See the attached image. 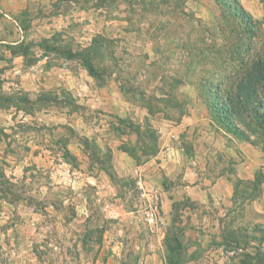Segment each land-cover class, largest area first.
I'll use <instances>...</instances> for the list:
<instances>
[{
	"label": "rangeland",
	"instance_id": "rangeland-1",
	"mask_svg": "<svg viewBox=\"0 0 264 264\" xmlns=\"http://www.w3.org/2000/svg\"><path fill=\"white\" fill-rule=\"evenodd\" d=\"M29 1L79 86L42 114L62 87L0 85V264H264V130L215 100L264 60V0Z\"/></svg>",
	"mask_w": 264,
	"mask_h": 264
},
{
	"label": "crops",
	"instance_id": "crops-1",
	"mask_svg": "<svg viewBox=\"0 0 264 264\" xmlns=\"http://www.w3.org/2000/svg\"><path fill=\"white\" fill-rule=\"evenodd\" d=\"M72 4L75 9H80V5L77 2L73 1ZM8 8L9 12H2V9H0V85H7L12 92L14 90L11 89L12 86H24L23 88L29 91H27V94L30 97L34 96V98L42 96L44 92L43 86L62 87L61 91L56 90L59 96L55 98L54 104L49 105L47 98H41L37 101V103H42L40 105L41 109H43L41 111L42 114L49 107L58 109L61 107V101L64 98L61 92H64L66 85L69 86L68 90L75 96V91L77 90L74 88L79 86L78 77L66 66L63 53L55 51V49L49 51L44 46V43L48 42L47 40H51L50 35L46 36L47 31L51 33L59 32L67 22L61 19L62 23L58 25H55L54 20L53 23L46 22L42 26H36L33 15L28 14L32 9L29 0H24L20 4L14 2ZM20 16L24 18L23 24L19 18ZM87 26L89 31L85 35L90 40L93 35L91 31L95 32V28L90 22ZM36 31H40L41 35H38ZM86 43L88 45L91 42L88 41ZM49 76L52 77L51 81ZM13 78H16V80ZM65 78H67L68 84ZM71 79L74 82L72 85H70ZM56 118L59 121L58 114ZM40 119L43 120V117L41 116ZM125 157H128L126 152H124ZM140 169L141 166H134V171H139ZM192 171L197 174L194 169ZM188 181H192V184L187 185L190 190L198 186L196 179H188Z\"/></svg>",
	"mask_w": 264,
	"mask_h": 264
},
{
	"label": "trees",
	"instance_id": "trees-1",
	"mask_svg": "<svg viewBox=\"0 0 264 264\" xmlns=\"http://www.w3.org/2000/svg\"><path fill=\"white\" fill-rule=\"evenodd\" d=\"M238 9L242 11L239 6ZM95 43H98L96 38L94 39V45ZM90 44H93V40ZM69 56L71 57V55ZM84 62L89 74L92 77H97L98 73L92 60ZM237 77L234 81H232L233 78L230 79L231 82L228 85L222 86L220 82L216 86V92L221 94V97L216 95L215 98L218 102L216 104L218 106L217 117L223 118L224 121L229 118L230 123L236 118L248 128L250 133L264 130V60H251L246 66V70ZM231 127L237 129L236 133L241 138L249 139L245 131L238 130V126Z\"/></svg>",
	"mask_w": 264,
	"mask_h": 264
},
{
	"label": "built area",
	"instance_id": "built-area-1",
	"mask_svg": "<svg viewBox=\"0 0 264 264\" xmlns=\"http://www.w3.org/2000/svg\"><path fill=\"white\" fill-rule=\"evenodd\" d=\"M137 184L139 185L140 188H143V184H142L141 180H138V181H137ZM156 217H157V216H156V214H154V211H152V209L146 211V213H145V219H146L147 222H149V223H154V222H156V221H155V220H157Z\"/></svg>",
	"mask_w": 264,
	"mask_h": 264
}]
</instances>
